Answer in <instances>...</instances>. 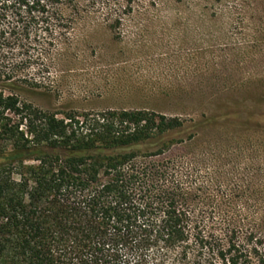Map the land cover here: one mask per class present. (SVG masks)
<instances>
[{
  "label": "rangeland",
  "instance_id": "1",
  "mask_svg": "<svg viewBox=\"0 0 264 264\" xmlns=\"http://www.w3.org/2000/svg\"><path fill=\"white\" fill-rule=\"evenodd\" d=\"M66 13L53 35L39 22L26 46L0 52L2 69L24 62L28 80L6 93L57 112L180 117L148 148L170 142L204 227L247 215L239 227L264 231V0H81Z\"/></svg>",
  "mask_w": 264,
  "mask_h": 264
},
{
  "label": "trees",
  "instance_id": "2",
  "mask_svg": "<svg viewBox=\"0 0 264 264\" xmlns=\"http://www.w3.org/2000/svg\"><path fill=\"white\" fill-rule=\"evenodd\" d=\"M80 4L0 0V52L26 46L39 22L53 35L66 8ZM23 64L0 65V264H264V231L239 227L252 217L204 227L186 171L166 157L170 142L148 148L181 127L180 117L44 110L4 89L28 81L17 73Z\"/></svg>",
  "mask_w": 264,
  "mask_h": 264
}]
</instances>
